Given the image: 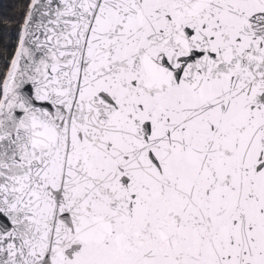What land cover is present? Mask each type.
Segmentation results:
<instances>
[{
	"label": "snow or ice",
	"instance_id": "6c2138e0",
	"mask_svg": "<svg viewBox=\"0 0 264 264\" xmlns=\"http://www.w3.org/2000/svg\"><path fill=\"white\" fill-rule=\"evenodd\" d=\"M0 264H264V0H0Z\"/></svg>",
	"mask_w": 264,
	"mask_h": 264
}]
</instances>
